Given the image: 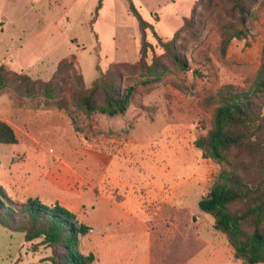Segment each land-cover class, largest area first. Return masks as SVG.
<instances>
[{"label": "rangeland", "instance_id": "rangeland-1", "mask_svg": "<svg viewBox=\"0 0 264 264\" xmlns=\"http://www.w3.org/2000/svg\"><path fill=\"white\" fill-rule=\"evenodd\" d=\"M98 1L0 0V63L36 82L48 81L62 59L73 60L75 74L82 75L85 87L110 63L136 62L140 31L130 3L163 40L173 37L174 27L178 31L175 51L187 64L185 69L146 29V39L153 46L147 61L154 54L167 72L157 83L137 85L123 114L86 115L73 107L76 80L70 71L62 75L54 99H46L39 84L34 97L19 96L9 85L0 90V119L14 128L18 138L17 143H0V187L15 202L37 198L47 205L59 203L71 209L94 231L81 235L78 242L81 252L95 253L92 264H103L93 246L96 235L110 225H137L129 217L116 221L107 214L100 189L110 157L123 162L122 170L128 172H116L114 177L131 182L140 176H155V170L142 163L156 167L173 160L176 180L198 178L201 197L207 194L220 165L194 145L211 126L214 105L205 98L224 83L247 87L264 50V0H245L247 37L231 39L225 53L221 52L222 37L229 34L232 24L242 25L237 13H230L228 0H104L102 9L97 8ZM177 13H187V25L182 26L181 20L176 26ZM126 70L124 79L134 82L130 68ZM57 102L69 105L70 112L57 108ZM166 147L173 153L164 155ZM183 162L189 164V170L183 171ZM204 168L207 170L201 172ZM110 189L115 198L117 187ZM191 208L196 210L192 222L199 212L212 216L194 202ZM132 242L129 238L126 244ZM31 244L22 232L0 225V264H51L47 259L50 248L40 245L33 251ZM113 259L114 264H133L124 256Z\"/></svg>", "mask_w": 264, "mask_h": 264}, {"label": "trees", "instance_id": "trees-1", "mask_svg": "<svg viewBox=\"0 0 264 264\" xmlns=\"http://www.w3.org/2000/svg\"><path fill=\"white\" fill-rule=\"evenodd\" d=\"M228 1L230 13H237L242 25L229 26V34L221 39L222 53H225L231 39H242L248 34L244 26L249 13L245 0ZM100 5L101 0L97 8ZM129 8L138 21L140 31L139 58L136 62L131 65L127 62L110 63L89 87H85L81 74H75L71 59H62L52 77L42 82L33 81L27 74L12 71L6 64L0 63V90L9 85L19 96L34 97L37 95L36 84H39L42 95L46 99H54L57 97L58 82L66 71H70L76 80V88L71 93L73 107L86 115L125 113L136 94L137 85L157 83L167 72L154 54L151 62L147 61L148 50L153 51V46L146 39V29L152 31L173 60L184 69L187 66L175 51L178 46L174 39L178 31L170 40H163L132 3ZM194 13L193 8L191 15ZM182 21V26L187 25L188 16ZM71 57L74 58L73 55ZM127 67L136 78L132 83L124 79L123 71ZM205 101L214 105L211 126L194 141V145L204 157L218 163L220 169L214 175L207 195L199 199L198 207L212 214L214 227L226 235L236 258L245 264L264 263V50L261 63L247 87L224 83ZM56 107L70 112L66 103L57 102ZM17 141L14 128L0 119V143L13 144ZM0 225L22 232L24 240L32 243L33 251L40 245L50 248L51 254L47 259L51 264H92L96 259L93 252L83 253L78 246L79 237L87 234L91 227L80 222L73 211L59 203L47 205L37 198L15 202L0 187Z\"/></svg>", "mask_w": 264, "mask_h": 264}, {"label": "crops", "instance_id": "crops-1", "mask_svg": "<svg viewBox=\"0 0 264 264\" xmlns=\"http://www.w3.org/2000/svg\"><path fill=\"white\" fill-rule=\"evenodd\" d=\"M103 3L104 0H101L100 9L103 8ZM176 16L178 26L182 18L187 17V13H177ZM158 20L153 19L154 22ZM175 29L176 27L170 33L175 32ZM162 153L168 156L173 152L166 147ZM123 164L110 157L108 168L102 173L100 196L104 199L109 217L116 221L129 217L137 225L122 224L112 227L109 221L110 226L96 235L93 246L103 264H114L113 256L116 258L117 255L132 259L133 264H245L234 256L226 235L214 227L213 216L199 212L197 221H191V215L196 213L191 208L192 202L198 204L201 198L198 178L185 176L176 180L175 162L167 160L162 166L156 167L147 162L142 163L146 169L155 170L152 171L155 175L153 177L140 176L133 182L117 180L114 177L116 172L128 174L122 170ZM188 165L182 163L183 171L189 170ZM214 167L217 169L218 166ZM203 170L206 171L207 168L201 172ZM130 171L133 172L132 169ZM98 183L100 182L97 181V186ZM114 187H117L118 194H115V198L110 189ZM107 188L109 194L106 193ZM208 216L211 217V226L206 224ZM90 230L94 232L92 228ZM129 238L133 241L132 245L126 244Z\"/></svg>", "mask_w": 264, "mask_h": 264}]
</instances>
